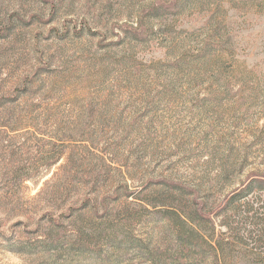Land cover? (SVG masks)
Wrapping results in <instances>:
<instances>
[{
    "label": "rangeland",
    "instance_id": "rangeland-1",
    "mask_svg": "<svg viewBox=\"0 0 264 264\" xmlns=\"http://www.w3.org/2000/svg\"><path fill=\"white\" fill-rule=\"evenodd\" d=\"M0 264H264V0H0Z\"/></svg>",
    "mask_w": 264,
    "mask_h": 264
},
{
    "label": "trees",
    "instance_id": "trees-1",
    "mask_svg": "<svg viewBox=\"0 0 264 264\" xmlns=\"http://www.w3.org/2000/svg\"><path fill=\"white\" fill-rule=\"evenodd\" d=\"M249 188H246L243 192L245 193L248 191ZM217 214V212H216ZM177 222L179 224L176 227V237H177V243H178V248L177 250L180 251H189L193 252L195 249H200L201 252H204V250H212L215 254V257L220 261L221 257L224 255V249H223V243L220 242L219 240H216L214 236L212 235H206L202 233L198 228L193 227V224L191 225L190 223H194L200 221L204 222L206 221H211V217L206 215L201 209H195L194 215L187 216V218L184 216L182 217L181 215H177ZM198 220V221H197ZM227 225V224H225ZM199 226V225H198ZM131 240L129 236L126 237V241ZM147 252L150 253L152 250L147 248ZM172 254L168 251H164L159 259L163 260L164 262L168 261L169 255Z\"/></svg>",
    "mask_w": 264,
    "mask_h": 264
}]
</instances>
